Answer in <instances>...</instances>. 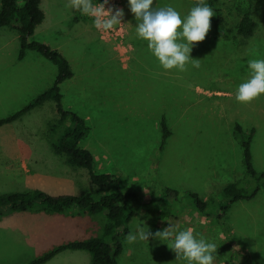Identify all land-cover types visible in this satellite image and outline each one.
<instances>
[{
  "label": "rangeland",
  "instance_id": "374dc122",
  "mask_svg": "<svg viewBox=\"0 0 264 264\" xmlns=\"http://www.w3.org/2000/svg\"><path fill=\"white\" fill-rule=\"evenodd\" d=\"M165 6L183 18L194 4L158 0L155 8ZM240 7L249 9L257 22L254 34L224 39L210 30L190 53L200 60L198 69L189 63L186 72L165 71L144 41L136 51L140 72L126 76L101 66L67 79L68 87H63V106L90 127L79 145L93 154L95 170L121 174L126 189L136 193L128 232L143 224L155 233L168 221L178 222L181 229L192 228L197 238L202 235L216 244L214 264H264V181L253 197L233 202L221 223L213 217L216 204L211 202L208 210L213 214L205 217L184 195L196 191L215 200L229 181L254 185L234 134L236 123L243 129L255 127L252 163L264 171V95L250 105L235 100L238 86L249 78L247 61L264 59V0H221L222 12L232 24L242 16ZM4 27L9 42L1 45L6 35L0 30V54L8 62L19 53L20 41L11 35L15 29ZM16 86L14 71L9 75L0 70V92ZM52 103L1 126L5 141L2 149L0 144V193L40 188L52 194L99 195L87 169L69 165L66 154L55 151L52 143L60 129H52L59 118ZM19 108L0 107V117ZM163 118L171 133L160 150ZM167 188L178 190V198L166 196ZM104 220L103 213L88 214L79 208L10 212L0 217V264H23L58 243L101 235ZM8 227L15 229L18 242L5 237L2 230ZM125 236L117 264H187L176 259L169 241L150 238L128 244ZM87 254L91 260L88 251L66 250L48 264H86Z\"/></svg>",
  "mask_w": 264,
  "mask_h": 264
},
{
  "label": "trees",
  "instance_id": "16d2710c",
  "mask_svg": "<svg viewBox=\"0 0 264 264\" xmlns=\"http://www.w3.org/2000/svg\"><path fill=\"white\" fill-rule=\"evenodd\" d=\"M156 1L153 2V8ZM192 2L195 6L196 0ZM205 3L215 13V16L211 18L210 28L215 37L224 39L237 36L249 37L257 29L258 24L249 9L240 7L242 16L235 24H232L222 12L221 0H205ZM43 18L44 12L40 7V0H1L0 27L10 26L18 32L20 41L18 58H22L27 49L36 50L55 63L58 72L50 87L34 96L18 110L0 117V126L18 119L47 100H53L59 118L52 129L59 128L60 134L52 145L57 153L66 154V161L69 165L87 169L89 178L97 187L99 195L95 196L91 192L52 194L40 188L0 193V217L13 211L34 209L61 213L72 208H79L88 214L103 213L105 220L101 235L58 243L23 264H43L68 249L88 251L91 254V264H117L122 249V239L128 233L127 225L133 216L130 203L136 197V193L126 189V179L121 174L97 172L91 151L79 145V140L86 135L90 127L78 113L66 109L62 103L61 83L73 75L69 61L58 49L45 42L30 39L35 26ZM160 125L162 129L160 150H162L171 131L164 118ZM254 133L255 127L243 129L239 123L234 126V134L242 148L246 173L255 181L251 188L237 181H229L222 187L219 199L215 200L204 199L196 191L184 193L192 205L205 217L213 214L208 210L212 202L217 207L213 217L216 222L221 223L233 202L249 199L261 189L264 171H257L252 163L251 141ZM165 195L178 198L180 193L178 190L167 188ZM164 213L167 212L164 211Z\"/></svg>",
  "mask_w": 264,
  "mask_h": 264
},
{
  "label": "clouds",
  "instance_id": "9594fccd",
  "mask_svg": "<svg viewBox=\"0 0 264 264\" xmlns=\"http://www.w3.org/2000/svg\"><path fill=\"white\" fill-rule=\"evenodd\" d=\"M154 0H128L136 25L139 39L147 42L149 52L158 60L165 71H188V64L200 68V60L192 59V48L203 42L211 28L213 9L205 0H196L186 17L172 6L153 8ZM109 0L93 3V0H67L65 7L79 11L92 18L97 31L107 34L117 26L124 25V10L108 6ZM249 78L238 86L235 100L250 105L264 95V59L247 61ZM194 233L192 228L181 229L180 224L168 221L162 230L151 232L143 224H137L135 231H129L125 240L128 244L149 239L169 241L167 246L175 252L176 259H183L187 264H214L217 246L202 235Z\"/></svg>",
  "mask_w": 264,
  "mask_h": 264
},
{
  "label": "crops",
  "instance_id": "0c3cea01",
  "mask_svg": "<svg viewBox=\"0 0 264 264\" xmlns=\"http://www.w3.org/2000/svg\"><path fill=\"white\" fill-rule=\"evenodd\" d=\"M157 1L154 8L156 7ZM66 2L67 0H40V7L44 12V18L35 26L30 39H36L49 44L51 47L58 49L68 59L73 75L67 79L89 74L99 69L101 66H106L108 69L116 68L122 71L120 73L121 75L127 74L126 76H131L140 72V70H136L139 69L138 65L141 60L138 58L136 51L138 50L139 44L144 43V40H140L137 37V21L130 11L128 0H125L124 14L128 20L129 41L133 45V47H131L129 44V53L124 52L127 50L126 45L116 49L112 42L99 39L92 29L93 27L89 18L82 15L79 11L66 8ZM5 28L6 27L0 29L1 33L6 35L5 42L1 44L2 46L9 42V32H7ZM11 35L13 37L17 36L19 39L18 32L12 33ZM0 70L8 72L9 75L13 73V71L15 73V81L19 86L11 87L9 92H0V107L13 108L21 107V105L27 103L34 96L50 87L58 72L55 63L47 59L41 53L29 50H27L23 58L19 59L18 54H16L13 59L8 62L5 61V55L0 54ZM67 79L63 80L61 83L62 99L64 95L63 87H68L66 85L64 86V82ZM52 101L53 100H47L41 105L46 102L52 103ZM52 104H54V101ZM41 105L34 108H38ZM33 109L25 114H28ZM4 141L5 135H0L1 149L4 146ZM14 230L15 229L8 227L2 230V232H4L5 237H11L13 241L18 242L12 233ZM75 251L82 252L81 249H76ZM60 253H63V251ZM60 253L44 264L50 263ZM85 262L86 264H91L90 255L87 254L85 256Z\"/></svg>",
  "mask_w": 264,
  "mask_h": 264
},
{
  "label": "built area",
  "instance_id": "2783aa9c",
  "mask_svg": "<svg viewBox=\"0 0 264 264\" xmlns=\"http://www.w3.org/2000/svg\"><path fill=\"white\" fill-rule=\"evenodd\" d=\"M96 2L103 3V0H93V3H96ZM108 6H115V7L122 8L123 10H125V0H109V4L106 7ZM90 21L99 39L106 41V42H112L116 49H118L120 46L123 47L126 45L127 50H125L124 52L129 53L130 45L131 47H133V45L129 41L128 20L125 15L122 21L124 25L117 26L114 30H112L111 32L107 34H103L97 31V29L94 27L92 18H90Z\"/></svg>",
  "mask_w": 264,
  "mask_h": 264
},
{
  "label": "bare ground",
  "instance_id": "6f19581e",
  "mask_svg": "<svg viewBox=\"0 0 264 264\" xmlns=\"http://www.w3.org/2000/svg\"><path fill=\"white\" fill-rule=\"evenodd\" d=\"M200 89V88H199Z\"/></svg>",
  "mask_w": 264,
  "mask_h": 264
}]
</instances>
